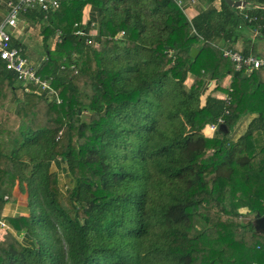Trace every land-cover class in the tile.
Here are the masks:
<instances>
[{"label":"trees","instance_id":"16d2710c","mask_svg":"<svg viewBox=\"0 0 264 264\" xmlns=\"http://www.w3.org/2000/svg\"><path fill=\"white\" fill-rule=\"evenodd\" d=\"M195 1L205 8L191 20L176 0L21 12L44 20L38 73L62 101L0 59V219L12 229L0 228V264H264V233L241 211L264 215V73L221 50L264 55V0ZM211 82L224 95L203 101ZM219 119L227 130L206 134ZM15 186L29 215L3 214Z\"/></svg>","mask_w":264,"mask_h":264},{"label":"built area","instance_id":"2783aa9c","mask_svg":"<svg viewBox=\"0 0 264 264\" xmlns=\"http://www.w3.org/2000/svg\"><path fill=\"white\" fill-rule=\"evenodd\" d=\"M178 5L186 11L185 3L182 0H176ZM192 3L195 0H191ZM61 0H18L16 3H11V11L7 18L0 21V59L4 61L5 67L8 70L14 71L17 78L23 84H33L39 88L40 91L46 93L48 100H55L57 103H61L62 99L58 96L51 81L43 79L38 73L42 62H33L25 54L21 47L12 44L13 41V29L17 28L18 16L21 12H26L29 8L38 7L45 12L50 10H56L59 8ZM244 8V7H240ZM47 17V16H46ZM256 19V17L249 20ZM92 28H96V24L92 23ZM75 33L79 36H86V31L82 29L77 23ZM193 32L195 30L193 29ZM123 32L118 35L120 38ZM256 34V32H255ZM60 35V31L56 33V37ZM92 40L87 38V43L90 44ZM223 56L229 58L235 65L236 70H245L247 72L258 70L264 73V55H244L239 49H229L227 47L221 48ZM47 59L45 57L43 61ZM223 123L222 119H219L217 123H210L205 133L215 134L219 124ZM8 196H5L6 200ZM0 228L10 230V226L6 220L0 219ZM12 230V229H11Z\"/></svg>","mask_w":264,"mask_h":264},{"label":"crops","instance_id":"0c3cea01","mask_svg":"<svg viewBox=\"0 0 264 264\" xmlns=\"http://www.w3.org/2000/svg\"><path fill=\"white\" fill-rule=\"evenodd\" d=\"M11 3H16L15 0H0V21L7 18L11 11ZM186 6V15L191 20L198 12L202 11L205 8V5L199 4L198 2H185ZM46 20V18H45ZM92 21L94 24L99 20V11L92 5H87L84 8L83 13V23ZM43 26L44 20L39 21L33 18H28L25 14L20 13L18 16V25L17 28L13 29V40L20 43V47L23 49L24 54L33 62L40 63L43 62V59L46 57L47 52L43 46ZM238 49L241 50V42L238 45ZM229 78L225 79L223 85L229 83ZM228 80V81H227ZM227 82V83H226ZM21 92L17 93V96ZM208 94L215 96H223L224 93L216 91L215 83L211 82L203 95V101ZM17 103V102H16ZM17 105V104H15ZM20 189L16 186L13 189L12 196L13 199L10 202H7L3 211L5 216H17V215H29L30 208L28 202L23 201V195L20 193ZM23 242L29 243L28 237L23 239Z\"/></svg>","mask_w":264,"mask_h":264},{"label":"rangeland","instance_id":"374dc122","mask_svg":"<svg viewBox=\"0 0 264 264\" xmlns=\"http://www.w3.org/2000/svg\"><path fill=\"white\" fill-rule=\"evenodd\" d=\"M90 116H91V115H90V112H89V111H85V112L83 113V118H84L85 120H87V121L89 120ZM246 123H247L246 120H244V121L241 122V124L239 125V127L237 128V131H236V133H235V136H236V137L240 134V132H242L241 130H242L243 127H245V124H246ZM54 168H55V167H54ZM60 178H61V183H62V185L66 188V187H67L66 184H68V183H64V182H63L64 180L67 181V180H66V176H65V174H64V175H61ZM17 188H19V187H17ZM19 189H20V188H19ZM20 191H21V190H20ZM20 193L23 195V201H25V199H26V201L28 202V205H29V196H28L27 191H26V192H22V191H21ZM9 196L11 197L10 200H9V202L12 201V200H14L12 194H9ZM241 211L243 212L242 219H243L244 221L254 220V219H255V218H254L255 216H254L253 214L247 215V214H248V213H247V209H241ZM23 235H24L23 232H21V234H18V239L23 240Z\"/></svg>","mask_w":264,"mask_h":264},{"label":"water","instance_id":"95a60500","mask_svg":"<svg viewBox=\"0 0 264 264\" xmlns=\"http://www.w3.org/2000/svg\"><path fill=\"white\" fill-rule=\"evenodd\" d=\"M225 2L231 6V7H246L249 3L247 0H225ZM199 50L197 48H192L190 55L192 57H196L198 55ZM221 130L226 128L225 124H221L219 127ZM253 224L255 227V230L259 233H264V215L262 216H257L254 220H253Z\"/></svg>","mask_w":264,"mask_h":264}]
</instances>
